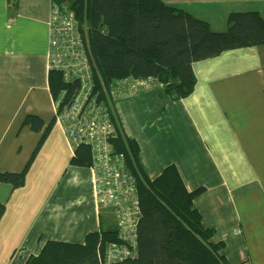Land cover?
<instances>
[{"label": "crops", "instance_id": "0c3cea01", "mask_svg": "<svg viewBox=\"0 0 264 264\" xmlns=\"http://www.w3.org/2000/svg\"><path fill=\"white\" fill-rule=\"evenodd\" d=\"M224 32L228 16L264 0H161ZM55 0H0V264H26L48 242L84 246L99 227L92 172L73 154L54 119L48 49ZM186 98L161 89L116 100L117 129L137 144L143 173L175 166L222 264H264V45L192 64ZM41 122L38 130L28 117Z\"/></svg>", "mask_w": 264, "mask_h": 264}, {"label": "trees", "instance_id": "16d2710c", "mask_svg": "<svg viewBox=\"0 0 264 264\" xmlns=\"http://www.w3.org/2000/svg\"><path fill=\"white\" fill-rule=\"evenodd\" d=\"M67 4L81 31L86 29L91 56L106 84L123 78H152L163 94L180 100L189 96L196 79L192 64L225 51L264 45V19L255 12L228 16L227 30L213 31L209 24L161 0H55ZM52 97L77 85L63 81L59 72H49ZM32 129L41 122L28 117ZM110 143L123 153L136 177L140 217L136 225V256L109 264H222L219 245L211 244L210 232L201 225L192 207L202 189L188 191L175 166L166 167L149 179L137 160V144L119 129ZM72 163L91 165L90 149L79 146ZM25 171L0 173V182L14 188L24 184ZM4 205L0 203V218ZM117 226L109 210L99 212V227L88 235L84 246L48 242L26 264H100L108 242H119Z\"/></svg>", "mask_w": 264, "mask_h": 264}, {"label": "built area", "instance_id": "2783aa9c", "mask_svg": "<svg viewBox=\"0 0 264 264\" xmlns=\"http://www.w3.org/2000/svg\"><path fill=\"white\" fill-rule=\"evenodd\" d=\"M48 26V68L59 72L66 83L77 85L70 94L63 90L53 97L55 122L73 155L79 146L90 149L98 215L109 210L117 226L119 242H108L102 252L99 249V262L133 259L140 209L136 177L128 169L125 155L110 143L117 131L115 102L163 86L152 78L127 77L104 83L91 56L86 29L81 31L67 4L52 3Z\"/></svg>", "mask_w": 264, "mask_h": 264}]
</instances>
